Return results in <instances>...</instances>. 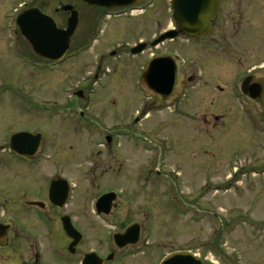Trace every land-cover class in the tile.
Listing matches in <instances>:
<instances>
[{"label": "rangeland", "instance_id": "374dc122", "mask_svg": "<svg viewBox=\"0 0 264 264\" xmlns=\"http://www.w3.org/2000/svg\"><path fill=\"white\" fill-rule=\"evenodd\" d=\"M25 1L52 16L60 28L66 27V18L56 8L63 3L74 4L83 19L68 57L53 64L33 53L15 23V9L24 0H0V145L7 146L10 135L23 129L44 136L40 158L33 161L37 167L0 152V219L13 221L14 200L42 198L52 177L63 173L72 185L65 210L73 211L78 224L102 227V218L91 211L93 204L102 192L118 193L116 221L105 225L140 224L141 241L150 248L134 260L153 256L155 264L171 249L191 248L213 264L264 263V241L257 247L254 237L256 219H264V192L254 201L255 183L264 187V94L255 106L251 103L252 110L243 106L236 116L230 92L212 110L207 102L194 101L211 96L202 89L208 74L220 73L224 78L217 81L230 86L237 62L228 69L220 47L207 50L202 44L196 51L186 39H180L182 46L167 42L129 56L130 45L172 26L165 0L130 17H105L81 0ZM157 17L164 25H157ZM166 49L187 62L195 52L205 54L204 65L192 64L203 77L189 88L190 102L158 106L140 88V68L153 53ZM254 49L251 60L262 65L264 83V42ZM78 90L84 98L76 95ZM224 107L232 117L222 126L210 127L211 119L204 122L202 114L222 113ZM179 108L190 109L196 120L183 117ZM232 178L242 180L225 188ZM241 214L245 216L238 218Z\"/></svg>", "mask_w": 264, "mask_h": 264}, {"label": "flooded vegetation", "instance_id": "af4514ba", "mask_svg": "<svg viewBox=\"0 0 264 264\" xmlns=\"http://www.w3.org/2000/svg\"><path fill=\"white\" fill-rule=\"evenodd\" d=\"M170 1L171 0H165V2H162L164 7H167L168 12L170 13L169 19L172 26L170 28L162 29L159 33L155 34L151 40L141 39L133 45H130L128 47L129 53L125 50L128 55L141 56V54H144L149 49L157 47L159 44L154 46L152 45V42L161 34L171 30L179 32L178 36L172 39H167L161 42L162 44L167 42H179V46H182L185 42L182 40L180 41V39H186L188 46L196 51L199 47H202V44L207 50H211L213 45L215 47H220V51L226 58L224 64L227 65V68L229 69L228 65L230 63L237 62L239 70L236 75L232 77L233 79L230 86H226V83L223 81H217V79L224 78V76H220V73L206 75L209 80L204 81V87L202 89L204 92L210 90L212 97L207 93L206 99H194V101H197L198 105L207 102V105H209V108L211 107L212 110L214 106H221L219 99L222 95H227V93L230 92L232 97L236 100L235 106H233L235 108L234 116L237 115L238 110L243 106H246L249 111L252 110L251 103L255 106L256 103H258L257 100H259L262 97V94H264V83L260 81L261 73L259 72V67L262 65L259 61L253 62L251 60L253 53L255 52L254 46L260 45L261 42H264V0H215L217 8L212 11V16L210 18L211 28L209 33L204 37L187 36L181 33L182 30L178 23L172 19ZM148 2L149 0H143L137 7H135V9L142 7L144 9L143 13H145L150 8L161 3L160 1L158 2V0H153L150 3ZM99 9L104 16L108 14L109 17L125 16L123 15L124 9H122L121 14L117 13L118 11L113 13V11L106 8ZM57 11H59L58 8ZM78 11L79 20L83 19L81 11ZM110 13H113L114 15H110ZM63 14L67 21L70 12H63ZM155 22L159 26L164 25L165 23L161 17H157ZM139 44L144 45V49L139 53L133 54L132 49ZM125 46H127V43ZM162 52L176 53L181 57L183 61L182 70L184 73V93L182 94V101H187L190 96V93H188L189 88L197 83L196 80L198 77H203L202 75L198 76V72H195L192 64L197 62V64L204 65L205 54L195 52L197 54L194 55V59L187 62L177 51L166 49L158 53ZM155 54L157 53H153L152 55ZM142 68H140V70ZM224 68L226 69V67ZM258 84L261 86V95L254 99L251 95L252 93H256L257 88L255 89V86ZM150 99L156 105L164 106L155 98L150 97ZM188 101H191L190 98ZM180 102H178V100L175 101V103L178 104H180ZM227 105L228 107H232L231 104ZM228 107H224L222 113H218V110L211 112L210 110L206 111L202 114L204 122H209V119H211L212 124L210 127H216L217 125L222 126L227 122V119H231L232 117L225 113V110ZM178 112L183 113V117L188 116L192 121L196 120V115L193 114L190 109L179 108ZM262 114H264V110L262 111ZM210 129L211 128H209V130L207 129V131L210 132ZM214 138H217V136L215 135ZM214 138L210 139L214 140ZM11 158L13 159V156H11ZM36 158L37 157L30 158L32 161L29 162V167H37V165H39L38 162H33ZM57 178H65V175H63V173H57V175L53 176L44 187L43 192H41L42 198L27 199V197H23L22 200L21 198L14 200V203L12 204L14 208L10 209L12 210L13 215H15L13 218L17 225L16 227H14L12 222L0 219V222L9 224L6 237H0V264H83V262L84 264H152L154 260L153 256H150V259H148V257L144 258V260L142 257L137 260L133 259L135 256L144 254L143 251L150 248L149 245L147 246L148 243H142L141 237L140 241L136 244H126L125 246H119L117 244L115 236L117 234H123L128 226L121 225L119 228L115 226L114 229H106V222H109V225H111L116 221L113 219V214L117 206L116 200L119 195L113 200L108 212H98L95 204H93L94 208L91 209L92 213L98 218H102L104 221L103 224L106 227L104 225L101 227L100 223H94L91 226L78 224L74 218L73 211L65 210L71 202V192L70 195L67 196L68 199L63 205L52 202L49 196L48 189L50 182ZM241 180V178L231 179L229 183L239 182ZM229 183L226 182L224 186ZM260 185L261 182L257 181L254 187L255 197L257 198L254 201L257 202L262 199V192H264V187L261 189ZM18 189L19 188H16V190ZM106 192L107 191L98 195L96 200ZM34 200L42 201V206H30V201ZM1 202L2 201H0V205ZM65 215L71 218L73 226L80 233V235L77 236L79 242L74 245H72L74 238L70 237L63 227L62 217ZM244 216L245 215L241 214L238 218ZM255 225L258 230L254 237L256 245L259 247L258 244H261V241H264V219H256ZM25 227H27L28 230H25ZM11 239L13 241H11ZM210 249L214 250V247L210 246ZM177 250L191 251L199 257V260L203 264H213L212 259H209L208 261L207 258L203 257L201 254H197L191 248L171 249L163 255H160L155 264H159L164 256Z\"/></svg>", "mask_w": 264, "mask_h": 264}, {"label": "water", "instance_id": "95a60500", "mask_svg": "<svg viewBox=\"0 0 264 264\" xmlns=\"http://www.w3.org/2000/svg\"><path fill=\"white\" fill-rule=\"evenodd\" d=\"M84 2L110 9H117L139 3L140 0H83ZM217 8L215 0H172L173 17L179 23L181 30L189 35L203 36L210 30L212 11ZM64 11H72L65 29L57 27L54 19L43 14L38 8L23 11L18 17L21 34L28 40L35 54L40 58L61 62L70 48L71 37L78 25V12L72 5L62 6ZM177 32H167L153 42V45L168 37H174ZM144 45H139L132 52H140ZM183 73L180 59L173 54L154 56L142 73V82L148 93L163 104L171 103L181 90ZM253 98L261 95V86H255ZM83 97V92H76ZM11 147L21 155L33 156L40 151L42 135L27 131H20L11 136ZM69 194V186L65 180H56L50 186V198L53 202L64 204ZM115 193L110 192L101 196L96 202L99 212H108ZM62 199V201H61ZM41 205L42 202H32ZM63 226L67 234L74 238L72 245L79 242L80 235L71 222L69 216L62 217ZM8 226L0 224V237L6 235ZM141 227L135 223L129 226L123 234H117L115 240L119 246L135 244L140 240ZM162 264H203L189 251L176 252L167 257Z\"/></svg>", "mask_w": 264, "mask_h": 264}]
</instances>
